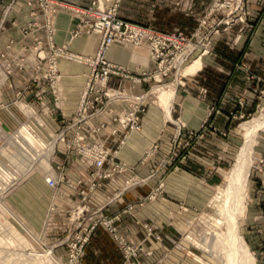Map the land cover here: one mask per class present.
<instances>
[{
	"label": "rangeland",
	"instance_id": "obj_1",
	"mask_svg": "<svg viewBox=\"0 0 264 264\" xmlns=\"http://www.w3.org/2000/svg\"><path fill=\"white\" fill-rule=\"evenodd\" d=\"M121 1L117 6L121 19L165 35L179 33L186 40L180 69L170 65L166 75L143 78V69L158 68L159 60L149 56L147 68L118 62L133 70L139 68L132 73L140 79L131 87L134 94L146 92L143 108L136 113L138 124H117L121 111L133 106L126 100H110L108 106L118 112L98 114L91 119L93 124L74 122L86 71L75 101L69 103L65 89H57L69 75L59 68L58 61L78 62L73 56L95 54L101 38L80 22L71 7L59 0H0V162L7 169L0 165V264H181L183 256L196 264L236 262L228 242L212 254L202 238L225 230L223 223L215 222L224 202L221 192L243 141L242 123L264 109V78L248 76L247 89L232 96L231 92L222 94L232 105L212 104L200 124H185L174 110L178 88H184L197 72L198 67L187 71L191 62L198 58L200 69L204 63L208 65L209 57L222 54L223 49L215 43L237 48L245 36V0H154L153 8L158 11L154 9V17L144 23L120 15ZM83 6L95 7V2L89 0ZM63 10H69L77 20L67 30L65 41L57 43L55 18ZM184 25L191 28L183 29ZM83 35L99 38L94 51L69 48L74 38ZM49 44L58 49L57 71L64 76L53 82L57 105L49 79L43 76L47 56L41 60L46 65L40 69L41 76L29 78L33 59ZM146 52L148 55L147 48ZM131 81L127 73L112 75L109 85L127 89ZM163 86L174 88L169 110L157 95ZM247 90L259 94V104L251 113L235 107L245 102ZM206 91L200 86L199 92ZM43 100L48 109L46 104L43 108ZM90 100L91 113L107 98L95 99L93 94ZM149 106H156L162 120L170 124H155L154 137L147 138L137 159L128 162L120 152L133 135L142 134L141 122ZM225 107L226 124H213L215 111ZM47 119L52 124H46ZM163 138L168 140L166 146L161 145ZM253 149L247 201L238 218V231L254 264H264V127L257 130ZM181 170L196 176L187 178L186 184L198 189L193 191L189 185L185 194L178 196L167 178ZM135 188L139 190L129 198L128 192ZM156 206L166 207L163 219ZM148 208L153 217H145Z\"/></svg>",
	"mask_w": 264,
	"mask_h": 264
},
{
	"label": "crops",
	"instance_id": "obj_2",
	"mask_svg": "<svg viewBox=\"0 0 264 264\" xmlns=\"http://www.w3.org/2000/svg\"><path fill=\"white\" fill-rule=\"evenodd\" d=\"M59 1H62L70 7L72 5H86L89 0ZM153 2L154 0H122L118 11L119 14L125 18L144 23V21L154 17L153 11L155 8H153ZM245 4L248 22L244 29L245 36H243L242 40L237 44V48H233V46L229 44L225 45L223 44L224 42L215 43V47L218 46L217 48L219 49V46H221V49H223L222 54L215 53L212 57L214 59L209 57L208 59L210 60L208 61V65L204 63L202 68L199 69L198 67L196 74L190 78L191 80L186 83L187 85L184 88H178L175 97L176 107L174 112L185 124H192L193 126L195 124H200L201 118L212 104L221 107L222 103L223 106L230 107L232 104H228V99L224 101L222 99V94L225 95L231 92L232 96L233 92L238 93L243 89H247L249 87L248 76L255 79L264 78V0H245ZM157 11L158 8L156 12ZM162 14L167 15V13H163V11ZM76 20V16L69 10H63L57 13L55 18V41L57 43L65 41L67 30L74 25ZM186 28L191 27L184 25L183 29ZM98 41L99 38L97 36L83 35L74 38L68 46L71 50L88 53L94 51ZM238 52H240L239 56H237ZM133 53H135L136 56L133 57ZM105 55L106 58L112 61L127 63L140 68H147L150 64L144 46L123 47L122 44L114 43L108 48ZM239 62H241V65H238ZM58 63L59 68L69 74L64 80V89L69 103L74 102L77 91L83 80V72L87 71L88 67L85 64L65 58H60ZM255 79H253L252 82H254ZM256 84H258V82H256ZM202 85L207 88L206 93L203 94L199 92V88ZM261 85H263V83ZM247 93L245 102L241 106L236 105L235 107L238 111L251 113L255 111V106L259 104V94L256 92L252 93L249 90H247ZM70 108L71 106L69 109ZM225 109L222 108L215 111L216 113L212 118L213 124H226L227 117L224 112H228V110L226 107ZM46 122V124H52L48 119ZM141 124L142 134L133 135L120 152V157L128 162L136 160L137 154L140 152L141 148L146 145L148 139L154 137L153 132L156 130L155 124L170 123L162 120L161 111L156 106H149L146 114L142 118ZM167 142L168 140L163 138L161 140V145L166 146ZM187 178L193 180L196 176L181 170L177 174L167 178L168 183L172 185L170 188L173 189L176 195L185 194L186 187L189 185L191 187V184H186ZM192 185L194 184L192 183ZM191 189L195 191L198 188L195 189V187L192 186ZM138 190L135 188L129 191L128 197L130 198L136 195ZM156 207V211H161L160 217L162 218L163 214H165L166 207ZM148 210L149 208L145 209V217H153L151 215L152 212L149 214ZM163 228L162 226L161 229L163 230ZM155 246L156 244L154 243L153 247L155 248ZM182 258L181 264H196L193 260L184 258V256Z\"/></svg>",
	"mask_w": 264,
	"mask_h": 264
},
{
	"label": "built area",
	"instance_id": "obj_3",
	"mask_svg": "<svg viewBox=\"0 0 264 264\" xmlns=\"http://www.w3.org/2000/svg\"><path fill=\"white\" fill-rule=\"evenodd\" d=\"M94 2L95 7L83 6V9H74L76 14L80 17V22H82L84 26H87L93 32L99 34L101 38L97 52L95 54H89L86 56V60L82 61L83 63H87L89 70L87 73H85V81L82 85V89L79 94V100L74 110L76 115V121L74 122L80 123L85 121L87 124H93L91 119H93L94 116L98 114H105V111H117L108 106L110 100H115L116 103L120 100H126L130 105L133 106L131 108L129 107V110L121 111L116 119L117 124H138L136 113L138 110H142L143 107L141 102L145 99L139 95L146 92L137 93L135 94L136 96L130 98H127L123 93L125 90L130 91L131 87H133L136 81H139L140 77L132 73L135 70L123 66L118 62H113L107 59L105 57L106 49L113 42H124L131 45L146 44L150 49L151 58L159 60L158 68H155L153 71H141L144 76L143 78L146 79L151 76L155 77L156 75H166L170 65L174 66L175 64L176 67H180L183 60H185V58H183L184 52H182V46L186 40H184L179 33L165 35L159 31H156L152 27L130 23L121 19L117 14L119 0H102L103 4L105 5L103 8L99 4V0H94ZM240 17H242V15ZM48 47L51 51L50 54L47 55L48 62L46 65L48 67L46 69L47 71L45 70L43 76L49 79V87L52 89V91H54L56 96L55 104L57 105L58 96L56 95V90L53 88V81L59 76V73L57 72L56 66L54 67L52 63L55 59L53 58V53L56 49L51 48V44H49ZM170 53H172L173 56H171L169 59L167 58V55ZM179 57H181L180 62L178 61ZM41 60L42 57L38 59L40 66H38L37 71L34 70L33 75L29 78L41 76L39 73L40 69L45 65L41 62ZM124 73L129 74V77L132 79L127 89H116L109 85V79L112 75H123ZM110 90H114L116 93L111 92ZM93 94L95 95V99L98 98L101 100L102 96H106L107 100L101 107L95 108V110L90 113L88 112V106L90 103H92L90 96ZM44 100L42 102L43 108L44 104H46V108L48 109V105L46 103L47 101L45 102ZM64 100L65 99H63V101Z\"/></svg>",
	"mask_w": 264,
	"mask_h": 264
},
{
	"label": "bare ground",
	"instance_id": "obj_4",
	"mask_svg": "<svg viewBox=\"0 0 264 264\" xmlns=\"http://www.w3.org/2000/svg\"><path fill=\"white\" fill-rule=\"evenodd\" d=\"M60 2H62V1H60ZM99 4L101 5L102 8L105 6L103 4L102 0H99ZM53 5L54 4H51V6H52L51 8H53ZM61 6H63V5H61ZM70 7L72 10H74L76 8H80V9L84 8L81 5H75V6H70ZM143 46H145L148 49V56H149V58H151L149 47L146 44H143ZM43 49H45V47ZM43 49L40 48L37 55H36L37 59H33V70H32L33 73H34V70L37 71L38 66H40L38 59L40 57H44V56H47L48 54H50L51 50L49 47L46 48L47 51L43 50ZM41 52L42 53L44 52L45 54H41ZM58 54H59L58 49H56L53 53V58H55V59L52 62L53 66L54 67L56 66V68H57V56H58ZM21 56L23 57L24 55L21 54ZM73 57H74V59H77V61L80 63L82 61L86 60V58H87L86 56L83 57V54H80V53L77 54L76 56H73ZM105 57H106V55H105ZM180 60H181V57H179L178 61L180 62ZM199 64H200V60L197 58L196 60L191 62V64L187 68V71H190V70L192 71L195 67L196 68L199 67ZM182 66H184V65H182ZM138 69L139 68L136 67L135 70L138 71ZM178 69H180V67H178ZM143 70H145V69H143ZM86 72H84V73H86ZM58 73H59V76L54 81H56L57 79L62 80V77H64L62 72H58ZM84 73H83V75H84ZM158 76L159 75H156V77H158ZM60 86L61 87H58L57 89L59 92H62L64 89V84L62 83V84H60ZM158 86H160V85H158ZM53 88L55 89L54 85H53ZM163 88L164 89L160 90V92L158 91L159 94H157V95L160 98V100H159L161 102L160 104H162L163 106H165V108L167 110H169L170 102H171V99H172L173 93H174V91H173L174 88H171V87L167 88V86H165V87L163 86ZM110 91L116 93L114 90H110ZM123 94L127 98L136 96L135 94L132 93L131 90L130 91L125 90V92ZM145 94L146 93L141 94L139 96L142 98H145ZM242 124L243 125L241 128V133L243 135V141H242L240 148L238 149V152L234 158V161H233L231 167L229 168L228 173L226 174L227 175L226 176L227 184L221 192V195L223 196L224 202L222 204V207L220 208V211L218 210L219 211L218 212L219 218L217 217V219H215V222H217L218 224H220V223L224 224L225 230H224V232L222 231L221 233L206 234L204 236V238H202L204 240L202 243L204 245H206L207 251L209 253H212V252L214 253V251H217L216 248H219L220 246L222 247V245L225 242H228L229 245L231 246V248L233 249V252L236 254L237 259H236V262H234V264H254L253 256L250 253V251H249L246 243L242 239L241 235L239 234L238 218L243 214L244 209H245V205H246V201H247L248 173L250 170V166L253 162V152H254L253 145L256 142L257 130L259 128L264 127V109H262L261 113L258 116H255L254 118H252L248 121H245ZM5 152L11 156L9 151H5ZM0 165L6 169L4 164H2L1 162H0ZM49 179L51 180L50 177H49ZM19 237L17 236V238H19ZM221 256L222 255H220V258H221Z\"/></svg>",
	"mask_w": 264,
	"mask_h": 264
}]
</instances>
